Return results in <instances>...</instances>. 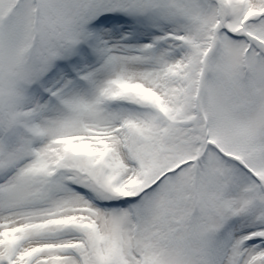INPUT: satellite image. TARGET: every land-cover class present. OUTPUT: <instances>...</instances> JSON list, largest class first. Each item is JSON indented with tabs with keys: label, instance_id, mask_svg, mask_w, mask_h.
Returning <instances> with one entry per match:
<instances>
[{
	"label": "snow or ice",
	"instance_id": "6c2138e0",
	"mask_svg": "<svg viewBox=\"0 0 264 264\" xmlns=\"http://www.w3.org/2000/svg\"><path fill=\"white\" fill-rule=\"evenodd\" d=\"M0 264H264V0H0Z\"/></svg>",
	"mask_w": 264,
	"mask_h": 264
}]
</instances>
